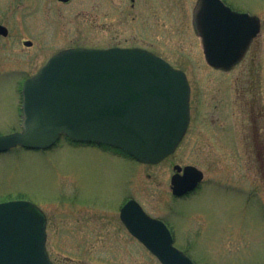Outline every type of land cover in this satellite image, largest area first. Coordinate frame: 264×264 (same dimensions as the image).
<instances>
[{
    "label": "rangeland",
    "instance_id": "374dc122",
    "mask_svg": "<svg viewBox=\"0 0 264 264\" xmlns=\"http://www.w3.org/2000/svg\"><path fill=\"white\" fill-rule=\"evenodd\" d=\"M31 1L35 11L0 0V18L12 27L9 37H0V134L21 129L25 78L63 49L146 48L183 69L191 86L186 135L157 164L65 135L44 150L0 152V202L28 199L43 210L52 263L80 257L86 263L162 264L142 243L114 231L125 201L135 198L167 220L175 245L196 264H264V0H223L262 21L245 57L230 70L205 59L193 24L198 0H73L57 9L49 0ZM25 39L33 45L25 46ZM175 164L204 172L184 198L172 193ZM78 223L89 233L76 231Z\"/></svg>",
    "mask_w": 264,
    "mask_h": 264
},
{
    "label": "water",
    "instance_id": "95a60500",
    "mask_svg": "<svg viewBox=\"0 0 264 264\" xmlns=\"http://www.w3.org/2000/svg\"><path fill=\"white\" fill-rule=\"evenodd\" d=\"M193 24L206 61L223 70L243 59L262 28L258 15L234 10L223 0H198ZM22 94V129L0 134V152L18 146L47 149L65 134L158 163L176 150L190 123L186 73L140 47L66 49L26 79ZM175 169L176 195L193 190L204 178L194 165ZM121 217L163 264H195L174 244L168 225L137 200L122 207ZM46 241V216L34 202H0V264H53Z\"/></svg>",
    "mask_w": 264,
    "mask_h": 264
},
{
    "label": "flooded vegetation",
    "instance_id": "af4514ba",
    "mask_svg": "<svg viewBox=\"0 0 264 264\" xmlns=\"http://www.w3.org/2000/svg\"><path fill=\"white\" fill-rule=\"evenodd\" d=\"M10 2H12V3H16V4H18L17 5V7H20V8H23L24 10L26 9V10H28V11H35L36 9H37V6H34L33 4H32V1L31 0H9ZM50 2H51V4H52V8L53 9H57V8H60V7H62V6H64V5H68V4H70L73 0H49ZM132 4L134 5L135 4V0H132ZM0 24L3 26V27H5L6 29H2V30H0V37H2V38H7V37H9L10 36V34H11V32H12V27H11V24L10 23H6L2 18H0ZM27 41H30L31 42V44H27L26 42ZM23 44L25 45V46H27V47H31L32 45H33V40L32 39H25V40H23ZM72 48V47H71ZM64 50V49H63ZM60 51H62V50H60ZM60 51H58V52H56L55 54H57V53H59ZM55 54H53V55H51L50 57H48V59L46 60V62L52 57V56H54ZM46 62H44V64L46 63ZM44 64H42V66L44 65ZM42 66H40V68L38 69V71L41 69V67ZM37 71V72H38ZM36 72V73H37ZM25 73V72H24ZM32 76H34V75H31V76H27L26 78H28V77H32ZM114 153H116L118 156H128L126 153H124V152H120V150L119 151H117L116 150V152H114ZM144 164V163H143ZM147 164V163H146ZM174 173H175V171H174ZM173 173V174H174ZM173 174H172V176H173ZM172 178V177H171ZM196 189V188H195ZM194 189V190H195ZM194 190H192V191H189V192H187V193H185V194H183V195H180V196H177V195H175L174 193H173V191H172V193L174 194V196L175 197H177V198H184V197H186V196H188V195H190ZM130 199V198H129ZM129 199H127L126 201H125V203L129 200ZM124 203V204H125ZM77 215H79V214H77ZM157 217V216H156ZM159 217V216H158ZM159 218H161L162 220H164L167 224H168V226H169V228L171 229V232H172V234H173V237H174V240H175V236H174V232H173V229L171 228V226L169 225V223L167 222V220H165L164 218H162V217H159ZM77 219V218H76ZM77 220H79V219H77ZM80 222V221H79ZM85 223H87V222H85ZM85 223H83L84 225H86V226H88V228H91V224H85ZM47 224H48V218H47ZM82 224V225H83ZM115 224L116 225H118V226H115L114 227V231L115 232H119V231H123V233L125 232L128 236H130L132 239L134 238L135 240H137V241H139L140 243H142L138 238H136L130 231H129V229L127 228V226H126V224L124 223V221L122 220V218H121V215H120V219L117 221V220H115ZM48 226V225H47ZM81 223H78V225L75 227V230L76 231H78L80 234H85V232H88L89 233V231L87 230V231H83V230H80L81 228ZM78 229V230H77ZM121 233V232H120ZM143 244V243H142ZM142 246H144V245H142ZM145 247V246H144ZM148 251H150L147 247H145ZM151 252V251H150ZM152 253V252H151ZM153 254V253H152ZM73 260V264H102V263H86V261L85 260H83L82 258H74V259H72Z\"/></svg>",
    "mask_w": 264,
    "mask_h": 264
}]
</instances>
